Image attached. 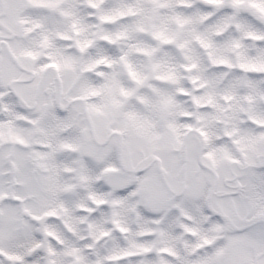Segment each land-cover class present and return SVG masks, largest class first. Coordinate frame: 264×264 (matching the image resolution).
<instances>
[{"label": "snow or ice", "instance_id": "6c2138e0", "mask_svg": "<svg viewBox=\"0 0 264 264\" xmlns=\"http://www.w3.org/2000/svg\"><path fill=\"white\" fill-rule=\"evenodd\" d=\"M15 2L35 33L23 53L33 62L32 76L15 87L17 100L38 109L49 86L59 95L79 76V95L70 90L68 96L92 101L90 113H111L131 132L147 128L144 117L166 113L170 124L190 127V109L200 111L203 124L230 106H250V112L229 115L234 123L243 122L248 143L264 146V0H42L35 15L27 11L33 7L29 0ZM10 78L0 74L4 92L12 91ZM33 85L34 104L28 91ZM61 114L68 118L62 105ZM232 140L229 130L222 143ZM37 155L46 158L41 150ZM111 163V156L90 163L92 175L100 176ZM259 169L264 154L246 170H236L223 207L203 203L210 172L198 185L173 184L167 197L189 213L180 230L187 224L185 235L195 247L171 254L147 245L155 232L144 229L168 230L180 215L179 208L165 214L151 169H139L131 182L117 172L96 179L89 190L61 195L65 211L72 206L74 218L87 217L76 226L50 207L33 210L52 199V184L43 170H22L13 196L0 189V264H264V171ZM104 193L112 195L104 198ZM192 217L197 222L206 217L207 228L194 231Z\"/></svg>", "mask_w": 264, "mask_h": 264}, {"label": "rangeland", "instance_id": "374dc122", "mask_svg": "<svg viewBox=\"0 0 264 264\" xmlns=\"http://www.w3.org/2000/svg\"><path fill=\"white\" fill-rule=\"evenodd\" d=\"M41 2L42 0H29L33 7L27 11L35 15ZM1 13L4 16L0 15V52L4 55L0 56V74L11 76L8 83L12 91L4 92L0 89V189H5L8 193V174L12 173L14 195L21 187L17 176L22 170H43L50 178L54 194L52 199L31 207L33 210L43 206L50 207L53 211L58 210L62 218L76 226L79 220L86 221L87 217L74 218L71 215L72 206H68L65 211V201L60 199L61 195L89 190L96 179L117 172L127 174L131 182L139 175V172L136 175H131V172L151 169L158 188L155 195L162 202L165 214L179 208L180 215L173 218L168 230L160 231L162 236L165 234V240L163 237L159 241L153 239L155 242L148 240V247L158 246V243L163 242V246L170 247L172 253L179 249V245L180 249L186 246L194 248L192 238L185 235L187 224L184 225V232L180 230L181 218L189 213L182 203L170 204L168 189L173 184L182 187L198 185L202 179L208 178L210 172L212 179L203 194V203L212 207L215 202V206L223 207L228 203L224 197L231 194L229 185L237 180L236 170H246L254 161H258L260 158L257 159V156L264 154V148L259 143H248L243 126H234L230 115H227V119L225 112H218L207 123L202 124L204 117L200 111L190 109L194 117L190 127L170 124L166 113L156 118L144 117L148 121L147 128L131 132L125 123L111 113L108 116L90 113L88 106L92 101L68 96L70 90L73 95H79L76 88L79 76L71 80L67 89H60L59 95L56 88L49 86L46 92L48 99L38 109L23 100H17L15 87L28 84L30 81L27 77L32 76L33 62L23 53L32 46L30 37L35 33L30 32L32 26L23 22L29 17L23 14L15 0H1ZM11 34L14 38L7 42L6 37ZM44 76L41 73V82ZM28 91L33 94L34 104L37 85H33ZM142 102L148 103L147 100ZM61 105L68 114L67 119L62 118L63 114L57 115ZM235 111H241L240 107ZM31 112H38V115L33 118L29 115ZM42 112L46 113L41 122L37 123ZM132 115L140 114L133 111ZM113 127L118 131H112ZM229 130L233 140L228 144L222 143L228 139ZM236 139L239 140L238 143L235 142ZM105 141L106 144L101 146ZM38 150L45 155L44 160L38 157ZM109 156L112 157L109 167L100 176H93L90 163L97 165ZM101 195L108 198L112 194ZM206 219L205 217L197 222L192 217L190 222L196 225L194 231H201L200 225L207 228ZM156 231L159 229L155 228L154 232ZM176 235L179 245L175 241ZM199 242L203 243L202 240Z\"/></svg>", "mask_w": 264, "mask_h": 264}]
</instances>
